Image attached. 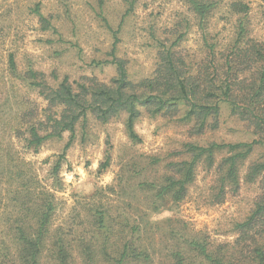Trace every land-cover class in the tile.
I'll return each mask as SVG.
<instances>
[{"label": "rangeland", "instance_id": "obj_1", "mask_svg": "<svg viewBox=\"0 0 264 264\" xmlns=\"http://www.w3.org/2000/svg\"><path fill=\"white\" fill-rule=\"evenodd\" d=\"M214 1L218 2L206 18L204 31L207 41L214 43L217 50L225 49L234 38L239 3L247 7L246 37L264 42V0ZM132 3L0 0V155L5 150H17L30 162L38 178L52 185L49 167L68 139L69 133L63 132L61 138H48L37 152H32L22 149V140L14 138L9 131V123L19 128L22 125L19 134L23 137L25 121L40 119L41 110L47 105L21 78L28 65L43 72L51 86H56L63 76L70 82L94 77L109 83L115 67L106 61L110 59L112 31H115V55L124 59L128 78L137 83L152 77L163 61L159 54L162 46H168L185 27L184 37L172 49L196 73L200 64L207 63L209 56L203 46L202 29L185 0H133ZM36 5L49 19L51 28H40ZM9 54L15 61L13 70L8 64ZM92 61L97 64H91ZM140 109L134 124L139 141L128 137L125 112L105 122L88 113L85 124L76 126L74 140L65 149L58 173L61 184L52 189L54 211L40 264H52L48 256L50 246L58 238L70 249L72 264H87L86 248L91 253L94 251L96 264H113L109 255H100V250L118 243L120 235L134 238L136 234L130 225H144L142 216L147 222V232L142 229V238L153 236V246L148 249L151 262L144 264L170 261L168 255L174 240L164 239L166 234L179 239L183 235H195L214 244L234 240L235 224L249 215L263 191L261 175L255 181L246 178L250 163L263 156L261 147H254L237 160L235 182L227 175L222 180L228 166L225 159L233 151L215 150L211 164L206 155L198 158L193 176L186 183V192L178 200L155 197L151 181L158 182L161 177L174 174L170 162L190 159L192 152L186 151V142L205 145L211 141H249L252 128L231 115L225 104L220 108L218 126L199 135L189 134V125L180 120L181 116H150L144 108ZM106 159V166L101 167ZM8 189V184L0 180L4 210L9 203ZM221 189L222 196L217 198ZM95 210L105 212L108 230L97 229ZM126 221L128 226L124 225ZM142 241L145 245L149 243Z\"/></svg>", "mask_w": 264, "mask_h": 264}, {"label": "trees", "instance_id": "obj_2", "mask_svg": "<svg viewBox=\"0 0 264 264\" xmlns=\"http://www.w3.org/2000/svg\"><path fill=\"white\" fill-rule=\"evenodd\" d=\"M125 1L132 3L133 0ZM185 1L196 14L202 29L203 46L209 56L205 65H199L197 73L172 49L184 37L186 27L176 34L168 46H162L159 54L163 61L152 77L137 83L128 78L124 59L115 55L117 38L111 29L114 40L110 59L106 62L114 65L115 74L109 83L100 82L94 77L70 82L67 76H63L57 80L56 86H51L43 72L28 65L21 78L47 101V105L41 110L40 119L25 121L23 137L19 134L22 125L19 128L9 123V131H12L14 138L22 140V149L32 152H37L48 138H61L63 132L69 135L63 151L49 167L52 185L43 183L30 168V162L17 150H5L0 155V180L7 183L9 188L7 209H3L0 199V264H40L54 211L52 189L61 184L58 173L65 149L74 140L76 126L85 124L88 113L105 122L125 112V129L132 141H139L134 124L141 114V107L150 116H181L180 120L189 125V134L199 135L218 126L220 108L225 104L231 115L246 121L252 128L249 141H211L205 145L186 142V151L192 152L190 159L181 163L170 162L174 174L163 176L158 182L151 181L157 198H182L186 183L193 176L194 163L203 155L211 164L215 150L226 148L233 151L225 159L228 166L222 180L227 175L235 182L237 160L248 155L254 147H261L264 151V42L246 37V5L236 4L238 23L234 38L225 49L217 50L214 43L207 41L204 30L207 28L206 18L218 1ZM34 10L40 28H51L49 19L39 12L38 5ZM8 64L12 70L15 69L12 54H9ZM91 64L97 62L92 61ZM107 162L106 159L101 167H105ZM260 175L263 191L249 215L235 224L236 236L233 241L214 244L207 239H197L195 235H183L179 239L171 233L170 236L166 234L164 239H172L174 243L168 255L170 261L165 264H264V153L250 163L246 178L255 181ZM221 194L222 189L218 191L217 198ZM141 220H144L142 226L130 225L136 234L134 238L120 235L117 237L119 242L103 246L100 255H109L113 264L150 263L148 249L153 246V236L142 238V229L147 232V222L143 216ZM94 221L98 230L109 229L104 211L95 210ZM124 225L128 226L129 222L126 221ZM142 240H147L148 245ZM136 242L140 245L137 246ZM48 256L52 264H72L70 249L59 238L51 243ZM84 256L87 264H96L94 251L91 253L86 248Z\"/></svg>", "mask_w": 264, "mask_h": 264}]
</instances>
